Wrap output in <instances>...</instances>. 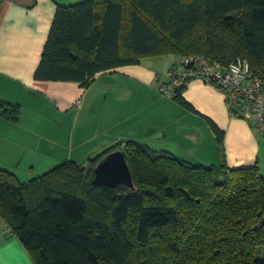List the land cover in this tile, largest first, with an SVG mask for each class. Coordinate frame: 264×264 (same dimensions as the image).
Listing matches in <instances>:
<instances>
[{"label": "trees", "instance_id": "obj_1", "mask_svg": "<svg viewBox=\"0 0 264 264\" xmlns=\"http://www.w3.org/2000/svg\"><path fill=\"white\" fill-rule=\"evenodd\" d=\"M168 56L189 70L195 65L182 62L189 57L221 67L240 59L264 84V0L58 4L34 80L85 89L99 74ZM195 79L204 81L175 86L168 78L157 90L200 115L183 97ZM226 100L230 116L241 118V101ZM19 116V105L0 99L1 119L17 124ZM200 116L215 136L219 166L129 140L86 166L67 161L25 182L0 167V219L34 264H264V175L257 164L229 168L225 133ZM115 151L125 152L134 190L92 183L97 164Z\"/></svg>", "mask_w": 264, "mask_h": 264}, {"label": "crops", "instance_id": "obj_2", "mask_svg": "<svg viewBox=\"0 0 264 264\" xmlns=\"http://www.w3.org/2000/svg\"><path fill=\"white\" fill-rule=\"evenodd\" d=\"M58 4L74 3L0 0V99L20 106L17 124L0 118L1 168L25 182L54 169V158H63L66 145L68 158L86 166L87 155L129 140L157 149H181L200 164L219 166L215 136L200 115L225 133L229 168L264 166V137L246 120L230 116L221 88L202 80L188 82L183 97L200 115L158 92L157 84L168 80L180 64L175 56L148 58L140 65L99 74L85 89L76 83L35 81ZM54 125L59 131L54 132ZM59 138L64 147L54 145ZM0 264H34L1 219Z\"/></svg>", "mask_w": 264, "mask_h": 264}, {"label": "built area", "instance_id": "obj_3", "mask_svg": "<svg viewBox=\"0 0 264 264\" xmlns=\"http://www.w3.org/2000/svg\"><path fill=\"white\" fill-rule=\"evenodd\" d=\"M184 66L195 65V69L176 67L169 73L175 86L187 78H201L209 84L215 83L228 95L229 105L241 101L240 117L252 122L264 134V84L251 78L248 63L237 59L228 67L210 65L203 58L189 57L182 60ZM167 89L166 86L162 88Z\"/></svg>", "mask_w": 264, "mask_h": 264}, {"label": "water", "instance_id": "obj_4", "mask_svg": "<svg viewBox=\"0 0 264 264\" xmlns=\"http://www.w3.org/2000/svg\"><path fill=\"white\" fill-rule=\"evenodd\" d=\"M92 183L97 186L134 190L133 177L124 151H115L103 158L93 170Z\"/></svg>", "mask_w": 264, "mask_h": 264}, {"label": "rangeland", "instance_id": "obj_5", "mask_svg": "<svg viewBox=\"0 0 264 264\" xmlns=\"http://www.w3.org/2000/svg\"><path fill=\"white\" fill-rule=\"evenodd\" d=\"M72 3H74V4H76V3H79V2H81V1H84V0H70ZM73 1H76V2H73ZM69 4V3H68ZM71 4V3H70ZM159 59H154V61L155 62H157ZM71 119V117H69V119L67 120V122H69V120ZM73 119H75V118H73ZM59 128L60 127H58V126H55L54 125V132H57V131H59ZM55 142H57L56 144H54V145H59V146H61V147H64L63 146V144L64 145H66L65 144V142H64V139H56V141ZM54 142V143H55ZM163 142H161V144H162ZM264 143V142H263ZM155 148H157L156 146H154ZM65 149L67 150L66 151V153H65V155L63 156V160L61 159V158H56V160H55V158H54V168H56V167H58L59 165H61V164H63V163H65V162H67V161H76L74 158H68L70 155H69V149H70V147H68L67 145L65 146ZM61 151H63V149H60ZM172 151H176V149L175 150H172ZM71 157V156H70ZM92 157H94V156H92V155H87V159L86 160H88V159H91ZM220 160H221V157H220ZM193 161H200V160H194L193 159ZM222 162V161H221ZM76 163H77V161H76ZM200 163V162H199ZM222 164V163H221ZM263 168V169H262ZM50 171V170H49ZM260 171H261V173L264 175V166L263 165H261L260 166ZM48 172V171H47ZM40 173H45V172H40Z\"/></svg>", "mask_w": 264, "mask_h": 264}]
</instances>
